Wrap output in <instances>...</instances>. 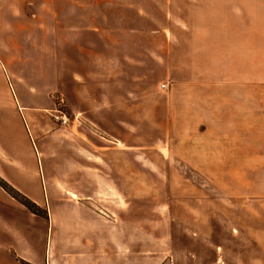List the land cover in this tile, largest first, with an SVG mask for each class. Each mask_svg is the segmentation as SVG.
Segmentation results:
<instances>
[{"label": "rangeland", "instance_id": "obj_1", "mask_svg": "<svg viewBox=\"0 0 264 264\" xmlns=\"http://www.w3.org/2000/svg\"><path fill=\"white\" fill-rule=\"evenodd\" d=\"M134 1L0 0V121L8 122L0 127V180L21 182L27 188H13L44 201L52 164L63 167L56 175L60 180L83 173L89 182L79 196L95 211L122 219L127 264L135 236L141 240L143 264H183L188 251L194 256L213 237L223 245L221 264H243L237 255L246 244V236L238 234L240 218L264 214V62H254L251 89L213 84L208 63L202 62L201 69L183 57L181 45L164 43L169 19L163 2L147 14L160 32L134 38L136 13L114 7ZM101 16L110 23L105 26L109 61L101 60L100 50L88 54L79 65L86 78L77 84L62 77V90L69 95L59 105L60 55L65 57L62 72L72 68L71 34L65 28L70 18L74 25L85 18V24L101 26ZM60 19L62 27L56 22ZM78 35L74 40L83 42L85 35ZM30 93L39 102L48 98L43 107L31 109L42 136L51 142L47 151L30 113L10 109ZM56 110L69 116L68 126L54 119ZM76 114L84 117L81 125L72 124L79 120ZM7 155L25 171L7 167ZM76 157L88 168L77 166ZM58 186L59 192H72ZM0 190L9 195L0 194V260L9 264L6 254L13 257L19 245L11 231H2V216L24 220L32 230L40 222L43 232L34 233L38 240L49 232L50 210L42 205L36 210L42 216L35 215ZM249 250L257 254L260 247ZM194 259L191 264L198 263Z\"/></svg>", "mask_w": 264, "mask_h": 264}, {"label": "crops", "instance_id": "obj_2", "mask_svg": "<svg viewBox=\"0 0 264 264\" xmlns=\"http://www.w3.org/2000/svg\"><path fill=\"white\" fill-rule=\"evenodd\" d=\"M161 2L164 4L163 11L169 19L168 25L163 30L166 45H181L183 57L189 61H197L198 67L201 69L202 62H205V66L208 63V74L213 78V84L226 82L232 83L240 89L253 88L254 62H264V0H137L133 4L117 3L114 7L123 10L130 9L136 13L134 26H132L133 36L140 41L145 35L152 38L154 37L152 34L160 32L157 21L147 14L149 10L153 11V7H156L157 3ZM145 4H148L149 7H145ZM84 19L77 20L74 25L70 18L71 25L69 28H65L71 34L69 63L72 68L70 72L65 70L62 72L65 57L60 55L61 71L58 76L60 77L59 92L61 94L59 93V100L63 101V104L65 103V96H68L69 93L62 90V77H69L70 82L75 81L77 84L86 78L88 74L83 73L84 71L79 69V65L87 62L88 54H92V52L100 50L101 60L109 61V56L105 55L109 54L110 47L109 39H105V37H109V33L105 32V26L109 27L110 25L109 20L104 16L99 17L100 26L87 25ZM56 22H59L58 26L62 27L61 19ZM142 22L146 24L144 29L141 26ZM55 27H57V23H55ZM79 33L85 35L83 42L75 41L73 38L79 39ZM220 62L225 65H219ZM83 92L80 90L78 93L82 94ZM35 97L30 93L26 99L17 98V103L20 106L14 105L10 109L13 112L30 113L31 122L39 140H41L40 144L44 151H47L51 142L42 136L33 120L31 109L43 107V100L47 101L48 98L39 102L37 101L38 95ZM37 102L38 104H36ZM75 117L79 120H74L72 124L81 125L84 122V117L81 114H76ZM7 124L6 121H0L1 129L6 128ZM78 156L81 157V155ZM6 157L11 163L7 167L17 166L18 171H25L24 166L15 158L9 155ZM75 164L82 168H88V164L77 157ZM60 165L63 164L60 163ZM52 166L54 169L51 168L49 171V181H47L46 186L44 185L46 189L44 201H40L38 197L30 196L37 205H47L50 210L49 232L43 234L44 240H37L34 234L35 231L43 232L40 229V222L36 221L39 226L37 224V229L33 228L32 230L28 224L27 226L24 225V220L15 222L2 216L5 221L2 231L6 230V233L11 231L16 237V244L19 245L18 248H13V257L10 256V253L6 254L9 264H22L21 261L30 264H127V234L125 226L121 222L122 219L108 211H95L88 205V199L83 200L79 196L78 190L89 182V178L85 177L83 173L78 174V177L72 180H60L56 175L58 171L64 170L63 167L54 164ZM84 173L88 175L87 171ZM6 179L16 189L24 190L27 188V185H23L21 182H15L8 177ZM58 184L61 185V188L70 189L72 192L57 191ZM0 194L9 197L7 193H3L1 190ZM10 199L14 200L12 197ZM3 210L7 213L9 208L6 206ZM243 215L245 218L244 216L240 218L238 234L242 237L246 236L244 241L246 244L245 246L241 244L245 249L238 250L237 255L244 262L243 264H250V260L260 261L261 264H264V214L246 213ZM255 215L258 218L255 219ZM41 220L45 221L46 219L42 218ZM250 220L261 223L251 225L249 224ZM6 235L8 237V234ZM200 236L201 234H199ZM204 237L207 238L208 235L205 234ZM139 238L137 239L135 236L134 244L129 247L131 254L128 264H143ZM201 239H203L202 236ZM210 243L209 245L203 243L198 249L196 248L193 261H198L197 264H221L219 249H223V245L219 242V237L216 240L213 237ZM255 245L260 247L257 254L249 250L250 247L254 249ZM190 254V251L187 255L185 254L183 264L192 263L191 259L194 256L191 257ZM149 259L153 260V257ZM203 260H206V263H201ZM0 264L5 263L0 260Z\"/></svg>", "mask_w": 264, "mask_h": 264}, {"label": "trees", "instance_id": "obj_3", "mask_svg": "<svg viewBox=\"0 0 264 264\" xmlns=\"http://www.w3.org/2000/svg\"><path fill=\"white\" fill-rule=\"evenodd\" d=\"M0 186L4 188L14 199L19 201L21 205L27 208L31 213L42 216L41 214L37 213V209H42L39 205H37L34 201H32L29 197L25 196L21 192L14 189L10 184L6 183L5 181L0 180ZM47 213V210H45ZM45 218L48 219V214L45 215ZM29 264V263H26Z\"/></svg>", "mask_w": 264, "mask_h": 264}, {"label": "built area", "instance_id": "obj_4", "mask_svg": "<svg viewBox=\"0 0 264 264\" xmlns=\"http://www.w3.org/2000/svg\"><path fill=\"white\" fill-rule=\"evenodd\" d=\"M162 88H166V85L163 84ZM59 105H63V101L59 100ZM57 111V110H56ZM58 113V114H57ZM56 114H53L54 119L62 124L63 126H68L70 124V118L63 111L58 110Z\"/></svg>", "mask_w": 264, "mask_h": 264}]
</instances>
